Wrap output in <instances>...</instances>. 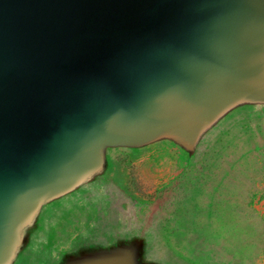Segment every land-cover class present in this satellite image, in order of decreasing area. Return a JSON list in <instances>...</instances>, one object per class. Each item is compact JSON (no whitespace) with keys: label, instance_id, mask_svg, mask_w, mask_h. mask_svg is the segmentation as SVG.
<instances>
[{"label":"water","instance_id":"1","mask_svg":"<svg viewBox=\"0 0 264 264\" xmlns=\"http://www.w3.org/2000/svg\"><path fill=\"white\" fill-rule=\"evenodd\" d=\"M261 111L264 0H0V264L73 186L85 193L48 212L41 244L60 212L100 196L114 152L169 146L190 166L233 120ZM125 198L113 240L62 264H179L153 210Z\"/></svg>","mask_w":264,"mask_h":264},{"label":"rangeland","instance_id":"2","mask_svg":"<svg viewBox=\"0 0 264 264\" xmlns=\"http://www.w3.org/2000/svg\"><path fill=\"white\" fill-rule=\"evenodd\" d=\"M114 157L119 203L105 216L97 198L72 204L48 227L47 244L56 249L96 218L123 214L126 195L139 213L153 210L159 242L177 263L264 264V111L233 120L190 166L169 146Z\"/></svg>","mask_w":264,"mask_h":264},{"label":"flooded vegetation","instance_id":"3","mask_svg":"<svg viewBox=\"0 0 264 264\" xmlns=\"http://www.w3.org/2000/svg\"><path fill=\"white\" fill-rule=\"evenodd\" d=\"M130 153L138 154L139 152L132 150ZM103 167V169L99 170L100 175L106 176L104 178L105 181L110 180V178L112 180L108 181L106 186L104 185L106 182L103 181V179H101L103 181L102 183H97L99 187L103 186V191L100 196H95V198L99 199L98 204L102 206V211H98V213L105 216L108 214L110 206L113 208L119 203L120 199L118 195H114L111 188L122 191L116 186L118 179L122 178V173L116 159L114 164L109 166L104 165ZM87 180H92L94 182L97 179L87 177ZM84 193L83 187L73 186L67 196L51 204L47 210L36 213V215L27 222L26 227L15 242V248L17 250L14 253L15 257L13 255L9 256V260L5 264H62L69 256V252L75 248L84 244H95L93 241L100 237H103L101 238L103 243L109 242V239L113 240L112 232L115 229L111 226L113 221L97 222L96 218L84 227L85 229H83L79 235L72 238L66 247H62L55 251L52 249L51 245L41 244L39 235L48 221V212H55L57 208L59 209L61 206L70 204L74 199L80 196L82 197Z\"/></svg>","mask_w":264,"mask_h":264}]
</instances>
